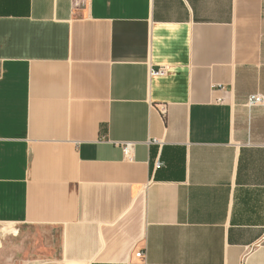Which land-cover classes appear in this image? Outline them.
I'll return each mask as SVG.
<instances>
[{
    "label": "crops",
    "instance_id": "0c3cea01",
    "mask_svg": "<svg viewBox=\"0 0 264 264\" xmlns=\"http://www.w3.org/2000/svg\"><path fill=\"white\" fill-rule=\"evenodd\" d=\"M0 223V264H264V0H0Z\"/></svg>",
    "mask_w": 264,
    "mask_h": 264
},
{
    "label": "rangeland",
    "instance_id": "374dc122",
    "mask_svg": "<svg viewBox=\"0 0 264 264\" xmlns=\"http://www.w3.org/2000/svg\"><path fill=\"white\" fill-rule=\"evenodd\" d=\"M17 228L15 224L0 223V250L4 249V245H7L6 241L8 236L15 234ZM28 245L29 244H27L26 247Z\"/></svg>",
    "mask_w": 264,
    "mask_h": 264
},
{
    "label": "built area",
    "instance_id": "2783aa9c",
    "mask_svg": "<svg viewBox=\"0 0 264 264\" xmlns=\"http://www.w3.org/2000/svg\"><path fill=\"white\" fill-rule=\"evenodd\" d=\"M160 71H161V69H159L158 71H155V73L156 72L159 73ZM261 101H262L261 96L256 95V94L255 95H251L249 97V100H248L249 104H256V103L261 102ZM131 146H132V144L129 143V142L125 143L123 145V151L127 154V152L130 150ZM160 166H161V163L159 161L156 162V167L159 168ZM135 255L137 257L142 258V259L145 260V252H144V250L140 249V250L136 251Z\"/></svg>",
    "mask_w": 264,
    "mask_h": 264
}]
</instances>
